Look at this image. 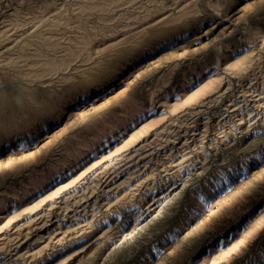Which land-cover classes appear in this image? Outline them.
<instances>
[{"label":"rangeland","instance_id":"rangeland-1","mask_svg":"<svg viewBox=\"0 0 264 264\" xmlns=\"http://www.w3.org/2000/svg\"><path fill=\"white\" fill-rule=\"evenodd\" d=\"M0 264H264V0H0Z\"/></svg>","mask_w":264,"mask_h":264}]
</instances>
